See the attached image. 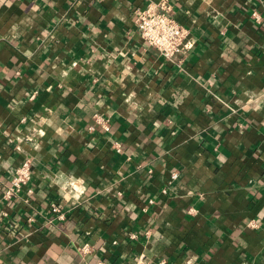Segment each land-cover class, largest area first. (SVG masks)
<instances>
[{"label":"crops","instance_id":"0c3cea01","mask_svg":"<svg viewBox=\"0 0 264 264\" xmlns=\"http://www.w3.org/2000/svg\"><path fill=\"white\" fill-rule=\"evenodd\" d=\"M160 2L170 59L134 23ZM98 260L264 264V0H0V264Z\"/></svg>","mask_w":264,"mask_h":264},{"label":"built area","instance_id":"2783aa9c","mask_svg":"<svg viewBox=\"0 0 264 264\" xmlns=\"http://www.w3.org/2000/svg\"><path fill=\"white\" fill-rule=\"evenodd\" d=\"M134 23L144 43L156 48L160 55L166 59L173 58L176 54L186 53L194 46V39L188 29L171 16L169 7L165 2H160L159 4L148 3L143 8L135 9ZM94 120L97 123L105 122V119L98 113L94 114ZM89 129L91 130L92 126ZM111 148L117 152L121 150L118 142H113ZM31 175L30 160H22L13 169L2 192V197L7 201L15 199L30 180ZM171 177L175 178L176 173H173ZM28 191L31 190L28 189ZM152 201V199H149V202ZM49 210L57 219L65 218V213L56 201L50 203ZM78 251L81 254H88L91 252V245L85 242L78 247ZM96 264H104V262L98 260Z\"/></svg>","mask_w":264,"mask_h":264}]
</instances>
